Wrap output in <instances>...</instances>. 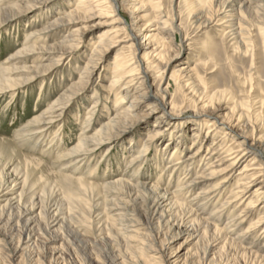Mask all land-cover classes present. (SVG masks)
I'll use <instances>...</instances> for the list:
<instances>
[{
  "label": "bare ground",
  "instance_id": "1",
  "mask_svg": "<svg viewBox=\"0 0 264 264\" xmlns=\"http://www.w3.org/2000/svg\"><path fill=\"white\" fill-rule=\"evenodd\" d=\"M2 1L0 0V4ZM50 1L16 0L8 6L20 7V11L6 14L12 9L8 11L9 7L5 6L7 4L5 0V3H2L4 6L0 5V26L2 22L14 20L22 13L35 8L48 11L52 3ZM183 1L187 4L191 25L197 30L212 23L229 28V32L232 31L230 34L233 38V48L241 54H246L250 45L251 26L263 27L264 0ZM65 3L68 6L66 11L57 8V13L52 16L50 22L40 29L28 31L16 52L0 63V98L6 94L15 95L32 81L47 75L56 65H61L72 53L78 52L81 32L93 27H99L100 32L96 35L97 39L89 44V52L83 62L84 65L78 69L77 79L63 88L43 110L28 120L17 131L13 140H6L9 151L0 146V158L11 160L18 157L17 147L32 139L38 142L39 138L43 139L47 133H53L47 141L48 144L53 143L57 135L61 136L59 123L64 113L71 109L72 104L83 102L79 99L85 95L83 88L94 69L97 68L99 73L105 71L108 79L102 85V91L94 90L90 96L91 104L82 120L81 128L84 130L78 141L65 150H59L55 143L50 149L42 150V154L43 151L47 152L54 160L53 166L59 167L56 170V179L50 180V177L44 174L43 162L31 155H23L22 161L14 162L9 170L13 174L11 183L4 184L0 190V222L7 228V235L12 230L24 235L25 241L21 242V239L17 241L13 249L14 254L21 252L22 257L35 245V239L30 242L32 236L28 231L26 233L28 224L32 222L26 212L35 209L36 205L39 204V213L47 222L46 228L51 224L57 225L58 229L63 228L67 222L68 212L61 206L63 196L61 198L60 191L58 193L55 188L61 185L65 191H69L74 184L83 196L82 203L88 210V216L97 212L93 225H98L100 230L105 231L102 240L111 245L110 249L108 246L109 252L104 257L106 264H159L160 253L153 249L152 244L162 227L173 230V235L185 233L200 245L196 260L188 262L184 259L181 264H218L219 258L216 260L218 255L223 254L220 259L227 260L232 251L249 260L250 264H264V242L259 248H256L255 243L264 235V161L262 155L260 156L261 153L264 154V115L260 112L255 115V120L260 122L259 135L257 138L250 137L248 135L250 118L239 109V104L249 108L248 100L238 101L236 96L230 93L228 99H231L232 105L222 107L219 101L225 98V93L223 91L207 93L204 83L187 65L190 61H187L186 65L183 62L174 65L169 79L174 82L181 95L193 103L194 111L191 118L168 112L175 115L169 120L172 124L171 129L167 126L161 129L159 124L168 121L165 120L166 112L162 111L158 121L156 119L152 122L154 128L151 131L154 132L150 131L141 138L142 140L140 139V150L136 148V141L132 138L126 142L129 145L127 151L129 157L125 171L113 178L104 179L100 184L82 177L86 176L84 175L86 169L82 170L79 167L88 166L93 159L95 160L94 157L103 143L119 137L128 126L135 127L141 117H146L147 120L150 113L157 114L159 105L162 104L164 109L163 102L168 95L169 84L159 88L164 94L158 99L156 95L149 94L148 90L152 84L149 85L147 80L150 72L155 70L153 75L161 81V76H165L166 71L172 66L173 57L179 53L172 51L173 34L176 33L171 26L174 20H168L161 0H65ZM119 8L130 18L128 32L130 37L124 40L118 36L120 33L118 24H123ZM88 19L96 21L90 24L87 22ZM78 23L84 25L78 28L79 30L76 28L75 34L72 32L62 36L57 44L53 45L52 53H57L53 66H29L25 77L19 79L8 75L11 71L7 67L8 63L17 58V55L21 57L25 53L35 54L44 49L42 43L45 42L44 36L49 30L65 28L67 31ZM176 28L179 31L178 24ZM191 37L185 36V39L191 40ZM262 38L264 43V36ZM110 53L111 59L98 66ZM41 56H37L36 59H40ZM251 60L253 61V58ZM249 78L252 79V74ZM40 83L37 99L44 88L43 78ZM252 88L253 85L249 84L248 91ZM130 93H133V99L126 101ZM102 95L107 97L106 101L113 96L112 116L100 123L93 132H89L88 128L93 125L95 119H98L95 107ZM172 96L171 94L170 99ZM141 102L145 110H148L147 116L139 111ZM174 105L175 103L170 101L171 110ZM262 106L263 99L260 100L259 108ZM74 115H77V112ZM55 125L57 128L53 130ZM185 125L193 126L190 137L185 136ZM164 135H167L168 143L161 149L157 143ZM187 143L190 150L184 153ZM151 146L157 147L155 149L160 157L158 162L152 160L153 166L156 169L160 161L164 162L158 174L166 180L152 179L148 177L150 175L145 176L139 172L140 166L147 161L146 156ZM108 151L109 146L96 163L103 162L102 166L103 164L104 167L107 166ZM254 160L258 162L257 167L253 166ZM234 169L238 170L235 174L238 178L233 185L235 176L231 172ZM33 174L37 180H44V185L40 189L33 186L30 180ZM195 188L197 190L192 195ZM10 192L14 195L10 196ZM243 200L244 206L235 212ZM71 202L78 206L81 203L76 199ZM253 215L256 218L240 233L233 235L231 229L241 227L247 223L249 216ZM25 216V221L21 222ZM1 218L4 219L1 221ZM223 220L224 225L221 226ZM82 228L78 226L77 231ZM109 239L111 244L107 242ZM96 244L99 246V242ZM215 247H218V250L211 256V251ZM35 256L36 259L40 258L39 255ZM87 261L92 264L94 261L97 262V259Z\"/></svg>",
  "mask_w": 264,
  "mask_h": 264
},
{
  "label": "rangeland",
  "instance_id": "2",
  "mask_svg": "<svg viewBox=\"0 0 264 264\" xmlns=\"http://www.w3.org/2000/svg\"><path fill=\"white\" fill-rule=\"evenodd\" d=\"M15 1L16 0H7V4H5V6H8ZM254 1L259 0H253V2ZM50 2L52 3H50L48 11L35 8V10L28 11L17 16V18H14V20L16 19L15 21L11 20L1 23L0 63L9 57L10 54L16 52L20 41L28 31L40 29L50 22L52 16L57 13V8H61V11H66L68 8L65 0H51ZM161 2L163 9L169 18L168 20H174V24L172 25L169 22L170 25L174 27V32H176L173 34L171 48L172 51H177L179 53L173 57L172 66L166 71L165 76H161V81L158 80L155 75H153L155 70L150 72L149 79L147 80L149 85L152 84L148 90L149 94L156 95L158 99H160L164 94L159 88H164L167 83L169 84L167 92L168 95H166V100L163 102L164 109H162L161 104L156 111L157 114L150 113L148 115V110H145L144 104L141 102L139 104V111L144 116L148 115V119L146 120V117H141L139 123H136L135 127H131L132 125H130L124 132H122V134L119 135V137L109 140L106 142V144L103 143L101 145V149L98 150L94 157L95 160L93 159L88 164V166L85 165V167H79L82 168V170L86 169V173L84 174L86 176H81L87 181L100 184L104 181V179L113 178L116 174L125 171L129 157L127 153L129 145L128 143L126 144V142L129 138H132L136 141V148L140 150V142L142 140L141 138H144L146 134L154 128L152 127V122H155L156 119L158 121V117L162 111L166 112L165 120L168 119V121L175 116L168 114V112L179 114L184 118H191L192 112L194 111L193 103L184 98L180 91L177 90L174 82L169 79L170 71L174 65L178 63L180 64L183 62L186 65V62L190 61V63H187V65H189V68L193 69L195 76H197L200 81L204 83L203 86H206L207 93L212 91H223L225 93V98L219 101L222 107L225 108L226 106L228 107L232 105L231 99H228V94L230 93L235 95L238 101L241 100L246 102L248 100L247 102H249L250 107L245 108L239 104V109L245 114L246 117L250 118L251 123L248 130V135L250 137L255 136V138H257L259 135L260 122L255 120V115L259 112L261 115H264V43L262 38L264 36V21L262 23L263 27H259L258 25L251 26L250 45L248 46L247 53L241 54L240 51L234 50L233 48V38L230 34L232 31L229 32V28L214 25V23H212L208 27L197 30L196 27L191 25L189 22L187 4L183 0H161ZM2 3H5V0H3ZM1 6L4 5L2 4ZM8 7V11L10 9L12 10L6 14H13L20 11V7ZM119 10L121 11L120 17L123 18V24H118V28L120 29L118 36L124 40L126 37H130L128 33L130 29V18L128 14L121 8H119ZM262 12L264 20V11ZM95 21V19H88L87 22H90L91 24L95 23ZM177 24L179 31L176 28ZM83 25L84 23H78L67 31L65 28L49 30L44 36L45 42L42 43V45L45 46L44 49L35 54L25 53L21 57L17 55V58L12 59L13 61H9L10 63H8L7 67L11 69L8 75L14 79H19L25 77L28 72L27 68L29 66H53L52 64L55 62L54 59L56 58L57 54L52 53L54 52L51 50L53 45L57 44L56 42L67 33L73 32V34H75L76 32L74 30L76 28L79 30L78 28H81ZM123 25L124 27H122ZM171 26H169V28ZM154 27H156V25ZM99 32V27H93L90 30L86 29L85 31L81 32V35H79L81 40L78 43V52L74 51L75 53H72L70 57L64 59L61 65H56L51 72L42 77L45 83H42L44 88L41 90L42 92L40 93V97L38 99L37 93L39 92L38 89L41 86L40 80L42 78L32 81L26 87L21 88L20 91L15 95L6 94L4 97L0 98V146L7 148L5 150L9 151L8 142H6V140H13L17 131L28 120L33 118L37 113H39V111L43 110L45 106H47V104H49L63 88L77 79L78 69L84 65L83 62H85L86 55L89 52V44H92L97 39L96 35H98ZM185 36H187V38L192 36V39H185ZM39 55H42L40 59H36V57ZM110 55L111 53L107 54L104 58V62H100L98 66L104 65L107 60H110ZM252 58L253 61L251 60ZM91 70H93V68H91ZM250 74H252L251 80L249 78ZM107 79L108 75L105 71H100L99 73L98 69L96 68L91 73L89 80L85 83V87L83 88L85 90V95L79 99L83 100V102L72 104L71 109L69 108L68 111L64 113L65 115L62 117L61 122L59 123V133H61V136L57 135L58 138L56 137L55 141L53 142L57 144L59 150L69 149L78 141L81 132L84 130L81 128L82 120L86 116V110L91 104L90 96L94 90L102 91V85L107 82ZM249 84L253 85V88L250 91H248ZM171 94L173 96L170 99ZM106 98L107 97L102 95L99 103L95 107L96 117H98V119H95L93 125L88 128L89 132H93L100 123L112 116L113 96H110L108 101H106ZM132 99L133 93H130L126 98V101H131ZM262 99L263 106L260 109L259 105L260 100ZM170 101L175 103L172 110L170 109ZM214 104L215 106L217 105L216 102ZM76 112L77 115H74ZM223 112L224 110L222 113ZM168 121L162 122L159 124V127L161 129H164L166 126L170 128L172 124L170 121ZM55 128H57V125L53 127V130ZM192 128V125L186 126L184 132L185 136H191ZM52 134V132L51 134L47 133L43 139L39 138L40 140H38V142L32 139L31 141L25 142L21 147H17L18 157L12 158L11 160H7L5 157L0 158V190L4 184L8 185L11 183L13 174L9 170H11L13 164H15L16 161H22L21 157L23 155H31L41 160L45 165L44 174L47 177H50V180L56 179V170H58L59 167L53 166L54 160L48 155L47 152L43 151L42 154V150H47V148L50 149L53 147V143L48 144L47 142ZM167 141V135H164L159 140L157 145L162 149L165 144L168 143ZM188 144L189 143H187V148L184 150V153H187L188 150H190L188 148ZM108 146L110 147L107 157L109 163L104 167V164L103 166L101 164L103 162H96L101 158V156L104 155V152ZM155 148L157 147H150L149 153L146 156L147 161L144 162L145 164L143 163L140 166L139 172L145 176L150 175L148 177H151L152 179H161V181H163L166 180V178H161L158 173L162 169L164 162L160 161L161 163L159 162V166L156 169L155 166H153V161L158 162L160 159ZM170 148L171 145L169 146V151ZM260 156L264 161V154L261 153ZM150 160L153 161L151 162ZM253 163L255 164L253 166H258L257 161L254 160ZM71 166L74 168L73 165ZM251 168L253 167L251 166ZM237 171V169H234L231 172L233 176H235L234 180L232 181L233 185L235 179L238 178L237 175H235ZM89 173H91V175ZM36 178L37 177L33 174L30 180L33 186H35L37 189H40L42 185H44V180H37ZM169 183L171 184L172 181ZM63 187L64 186L61 187V185H58L59 189L55 188V190H57V192L60 191L61 198L63 196L61 206L68 212L66 224L61 229H58L57 225L53 226L52 224L49 226V228H46L47 222H45L43 215H40L39 213V204L35 206V209L26 212V215H28L27 217H29L32 221L30 224H28L26 233L28 231L32 236L30 242L35 239V245L28 250L29 253L26 251L24 256L21 257V252H16L14 254L13 250L16 247L18 240L21 239V242L25 241L24 235H22L17 230H12L7 235V228L4 227L3 222H0V264H89L87 261L89 259H97V262L94 261L92 264L107 263L106 258L104 257L107 252H109V245H107V243L102 240V237L105 236V231L100 230L98 225H93L97 218L94 217L97 212L93 213L90 217L88 216V210L82 203L83 196H81L80 192L77 191L76 185L72 184V186L69 188V191H65ZM254 188H252V190H254ZM196 190L197 189L195 188L191 194L193 195ZM9 195L13 196L14 193L10 192ZM73 199L81 202L79 204L80 206L71 202ZM188 199H190V197ZM35 202H37V200ZM244 203L245 201L243 200L235 212H238L244 206ZM193 204L195 203L193 202ZM191 207L194 208L195 206ZM255 218V215L249 216L247 223L239 228L236 227L231 229L233 235L240 233L242 229L249 225L250 221L254 220ZM3 219L4 218H1V221ZM25 219L26 216L21 222H24ZM225 220H223L221 226L224 225ZM78 226L83 227L79 232L77 231ZM145 231L149 232L148 230ZM173 234V230L170 231L167 230L166 227H162L160 229V233L155 236L156 238L154 239L155 241L152 245L153 249L156 250L157 253H160L159 264H181L184 259H186L188 262L195 261V258L199 253L198 251H200V245L195 243V240L185 233L178 235ZM150 237L152 238V236ZM110 241L111 240L109 239L107 242L111 244ZM98 242L99 246L96 244ZM263 242L264 235L259 240L255 241L256 248H259ZM217 250L218 247H215L211 251V256L214 255V252ZM35 254L39 255L40 258L36 259L37 257ZM222 255H218V257H216V260L219 258L217 261L218 264H250L249 260H245L242 255L233 251L228 255L227 260L223 258L220 259Z\"/></svg>",
  "mask_w": 264,
  "mask_h": 264
}]
</instances>
